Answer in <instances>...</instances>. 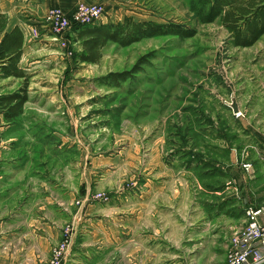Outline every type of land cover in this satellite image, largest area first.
<instances>
[{"label": "rangeland", "instance_id": "374dc122", "mask_svg": "<svg viewBox=\"0 0 264 264\" xmlns=\"http://www.w3.org/2000/svg\"><path fill=\"white\" fill-rule=\"evenodd\" d=\"M130 1L150 11L141 21L178 25L193 36L108 43L97 62L81 61L76 30L67 35L68 47L33 43L25 61L38 62L28 80L0 79V95L26 88L29 99L12 122L0 105V174L32 196L30 208L45 206L46 195L52 219L64 207L63 232H75L70 211L85 207L88 264H223L245 209L264 204V135L257 133H264L263 121L229 118L264 113V35L253 46H237L220 19H201L198 10L214 0ZM124 72H131L127 80L110 77ZM183 146L210 162L188 171L181 156L174 167L172 152ZM12 158L14 174L3 162ZM218 160L224 170L212 164ZM215 178L233 182L216 189ZM234 178L243 182L239 193ZM221 208L233 218L213 219Z\"/></svg>", "mask_w": 264, "mask_h": 264}, {"label": "crops", "instance_id": "0c3cea01", "mask_svg": "<svg viewBox=\"0 0 264 264\" xmlns=\"http://www.w3.org/2000/svg\"><path fill=\"white\" fill-rule=\"evenodd\" d=\"M82 1L88 4H103L105 6L106 13L103 21L104 24L123 20L126 16L133 17L137 21L150 19V11L130 0H0V13L8 16V23L5 32H11L14 28L20 27L25 33V45L22 53L23 57L19 63V66H21L23 70L28 73L31 65H34L36 62H38L35 60L30 62H28V60L25 61L26 52L27 50L32 49L33 43H37V45H43L49 43L50 41H54L51 40L52 38H50L52 37V33L49 30V26H47L46 21V16L49 9L58 7L68 14L72 13L77 4ZM4 33L0 32V40ZM241 107L240 111L243 113ZM229 118L230 120L233 119L236 122L238 120L243 122L263 121L262 129H264V113L245 115L235 114L229 116ZM250 125V129L252 130L253 126L252 124ZM217 127L218 126L214 124V128ZM219 129V131H222L221 128ZM257 131L258 134L264 135L263 131L260 129H257ZM220 135L222 136L223 133L220 132ZM229 149L228 153L231 155L230 163L233 165L234 161L238 162L235 152L236 149L233 146L230 151ZM181 156H183V159L185 160V170L188 171H190L189 169L191 167L196 166L197 162L200 165L202 161L210 162L208 159H205V157L203 159L198 157L195 151L190 147L183 146L181 151L173 150L171 159V161H173L171 162V165H174L175 167V164L178 162ZM196 157L198 158L195 159ZM213 161L212 164H215L218 171L225 169V166L220 164L219 160L215 162ZM3 162L7 164L9 168L8 171H10L12 174L16 173V166L13 158L4 160ZM3 176L5 175L1 173L0 264H48L52 258L51 256L54 246L60 243L62 240V233L64 234L62 226L63 218L65 217L64 215H66V213H61V210L64 211L65 208H60L55 216V219H52L51 216L46 213V207L54 204L51 202V199L48 195L45 197V206L37 209H32V207L30 208V199L32 196H29V193L18 192V187H13L11 183H7ZM215 180L216 181H214L213 186L215 185L214 187L216 189H219V187H224L225 184L229 185L231 182H233H222L221 180H218V178H215ZM234 181L235 189L238 192L239 187L243 186V182H241L240 179H235ZM243 181L247 184L248 179L245 177ZM227 188L230 190L229 188L233 187L228 186ZM214 193L218 195L222 194L220 190L214 191ZM234 194L236 195V193ZM234 194H231L225 199L234 198ZM70 197L73 198V194H71ZM249 205L256 206L254 204ZM213 206L215 207L216 205ZM84 208V206H80L77 207L73 212L72 210L70 211V213L73 215V223L75 224L76 229L75 232L72 233L69 241L70 246L67 252L68 259L66 264H88L87 261L91 258L89 252H86L85 248L90 242L89 237L91 235H89V233L84 230L85 227H83ZM232 213L233 211L229 209L223 210L221 208L219 211L217 209L216 212L214 211V213H212V218H219V220L221 218L231 219L233 218ZM131 226L132 225H130L128 234L131 231ZM92 237L94 238L93 235ZM229 240L230 238L228 239V243Z\"/></svg>", "mask_w": 264, "mask_h": 264}, {"label": "trees", "instance_id": "16d2710c", "mask_svg": "<svg viewBox=\"0 0 264 264\" xmlns=\"http://www.w3.org/2000/svg\"><path fill=\"white\" fill-rule=\"evenodd\" d=\"M210 5V6H209ZM208 5L205 1L203 9L198 10L204 22L211 23L220 19L231 33L239 47L253 46L264 35V0H214ZM209 6V7H208ZM245 23V28L241 23ZM8 16L0 13V32L6 31ZM75 42H80L84 49L80 54L82 62H97L101 56L100 50L108 43L117 42L122 46L141 41L144 38H152L159 35H178L191 37L193 31L182 29L178 25H167L153 21L135 22L127 17L122 22L75 25ZM25 45V33L22 28L16 27L11 32H5L0 40V79L19 78L28 80L27 73L19 63L22 60ZM145 59H142L139 65ZM131 72L114 73L110 77L115 80H127ZM27 89L9 95H0V105L5 109V117L8 122L15 121L22 115L25 105L28 103Z\"/></svg>", "mask_w": 264, "mask_h": 264}, {"label": "built area", "instance_id": "2783aa9c", "mask_svg": "<svg viewBox=\"0 0 264 264\" xmlns=\"http://www.w3.org/2000/svg\"><path fill=\"white\" fill-rule=\"evenodd\" d=\"M106 9L102 4L82 3L76 12L67 14L58 7L49 9L46 16L47 26L53 34L52 40L68 47L67 35L75 25H98L105 18ZM252 162L244 164L251 171ZM245 224L235 228L228 243V255L224 264H264V204L249 205L245 213ZM70 230L66 229L59 244L54 246L52 258L48 264H66L70 246Z\"/></svg>", "mask_w": 264, "mask_h": 264}, {"label": "water", "instance_id": "95a60500", "mask_svg": "<svg viewBox=\"0 0 264 264\" xmlns=\"http://www.w3.org/2000/svg\"><path fill=\"white\" fill-rule=\"evenodd\" d=\"M232 105H233V108H234V112L237 113L239 111V107H238V105H236V102L234 100H233Z\"/></svg>", "mask_w": 264, "mask_h": 264}]
</instances>
